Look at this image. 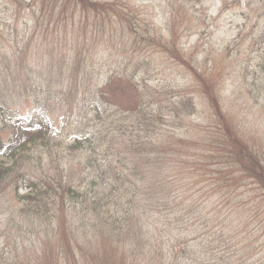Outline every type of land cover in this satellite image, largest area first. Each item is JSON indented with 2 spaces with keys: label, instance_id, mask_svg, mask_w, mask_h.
<instances>
[{
  "label": "trees",
  "instance_id": "16d2710c",
  "mask_svg": "<svg viewBox=\"0 0 264 264\" xmlns=\"http://www.w3.org/2000/svg\"><path fill=\"white\" fill-rule=\"evenodd\" d=\"M4 1L36 28L63 35L68 73L79 62L82 19H94L99 35L118 36L130 58L122 55L94 89L82 86L84 66L81 93L53 64L40 81L31 68V85L21 87L1 69L0 214L11 212L8 228L0 226V264H264V133L228 108L219 64L181 46L182 32L196 28L194 0L181 3L182 28L169 27L172 11L164 33L137 31L136 10L118 1ZM252 37L250 116L264 126V26ZM165 63L182 83L152 82ZM53 83L66 84L76 106L59 128L41 115L22 121L5 112L21 89L35 96ZM58 237V248L38 257L37 242Z\"/></svg>",
  "mask_w": 264,
  "mask_h": 264
},
{
  "label": "rangeland",
  "instance_id": "374dc122",
  "mask_svg": "<svg viewBox=\"0 0 264 264\" xmlns=\"http://www.w3.org/2000/svg\"><path fill=\"white\" fill-rule=\"evenodd\" d=\"M30 1V0H27ZM98 2H120L129 5L136 10L137 31L141 32L139 27L144 30L153 31L157 29L160 33L168 29V17L173 11L174 21L169 25L172 29L182 28L181 21L185 12L180 9L184 0H94ZM264 0H194L188 6L194 13L195 30L190 33L182 32L184 39L181 40V46L188 51L189 55H194L199 62L208 60L209 67L219 64L220 78L224 80L223 96L227 99V106L235 116L250 119V123L257 128L259 132L264 133V126L256 123L250 116L252 107V57H256L255 49L252 47L253 31L257 26H264V10H261ZM172 6H175L172 9ZM16 7L9 11L5 6V1L0 0V33L4 35L5 41L2 43L0 38V71L7 68L8 77L11 80H18L17 84L29 83L27 71L31 68L36 72V78L40 81L39 73L44 68L52 65L55 74L63 71L72 76V91L82 92L80 80L84 72V66H87L88 73L82 81V86L88 89H94L95 85L102 86L100 81L106 79L116 68L117 63L122 58H130V54L125 52L122 40L115 35H99L92 23L82 19L81 23L76 25V36H79L78 45L80 46L79 62L72 66L68 73V68L62 66L63 60L71 57L72 50L68 42L63 40V35H55L52 28H36L34 21L28 12L21 11L15 13ZM199 18L201 21L197 20ZM200 24V25H199ZM88 25V26H87ZM95 29V32H93ZM186 29V28H185ZM58 32V31H57ZM88 32V34L86 33ZM88 36V37H86ZM111 37V38H110ZM58 38L59 40H56ZM229 61L236 68V74L231 73L227 63ZM6 63L5 65H2ZM67 65V63H66ZM169 63L162 66L160 72L152 74V82L157 84L162 79H170L171 76H178L177 80L182 83L183 76L177 75L170 68ZM2 69V70H1ZM45 81L47 70L44 72ZM173 74V75H172ZM19 75V76H18ZM96 77V80H95ZM244 78L246 80L244 81ZM15 81V80H14ZM102 82V81H101ZM149 86V85H148ZM68 86H57L52 84V90L45 86L38 94L31 96V91L21 89L22 95L17 96L16 100H10L5 112H10V117L25 121L31 116L41 115L59 128L64 122V117H68L71 112H76L75 99L67 94ZM12 90V89H11ZM45 92L44 94H42ZM64 95L62 103L54 102L55 94ZM208 114H203L195 119V124L206 122ZM257 125V127H256ZM67 130V128H66ZM264 137L263 135H261ZM73 165V164H72ZM77 172L72 168V173ZM41 171L38 173L40 174ZM4 203V202H3ZM8 207L0 214V226L7 229L9 226ZM11 240H6V243ZM95 242V241H93ZM59 237L53 241L43 243L37 242V251L41 253L38 257L58 248ZM99 245V243H94ZM86 250H94V247ZM36 259V258H35Z\"/></svg>",
  "mask_w": 264,
  "mask_h": 264
}]
</instances>
